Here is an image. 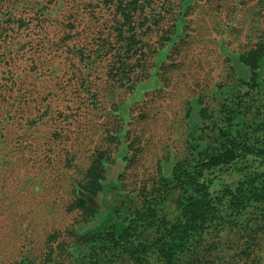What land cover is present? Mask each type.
I'll return each instance as SVG.
<instances>
[{"label":"rangeland","instance_id":"374dc122","mask_svg":"<svg viewBox=\"0 0 264 264\" xmlns=\"http://www.w3.org/2000/svg\"><path fill=\"white\" fill-rule=\"evenodd\" d=\"M154 1L160 4L162 0ZM164 2L189 4V10L185 35L176 46L164 47L157 55V65L151 46H158L160 40L147 38L151 51L146 74L153 71L157 75L143 77L133 89L123 86L118 90L106 82V61L98 59L92 91L98 94L100 109L80 103L84 111L76 121L55 115L35 121L27 116L35 112L33 103H23L13 118L0 123V264H74L77 253L70 252L75 244L72 231L91 230L117 219V194L137 190L159 173L160 165L188 155L191 101L211 111L223 101L224 92L237 90V75L228 69L224 50L245 51L264 39V0ZM109 4L110 0H0V32L10 34L0 33V56L11 62L8 65L3 60L0 71H72L75 66L69 56L79 54L81 48L90 51L100 36L113 33ZM169 16L163 20L164 27ZM259 79L252 107H243L248 113L241 112L240 120H264V59ZM29 80L22 82L23 89L31 88ZM43 88L45 94L49 89ZM66 90L59 94V103L78 105L67 100L73 98L72 88L67 95ZM121 126L127 130L123 143L113 140L109 146L113 158L127 155L122 189L109 185L102 195L90 198L96 211L85 216L71 203L74 176L87 164V149L104 143L106 133H115ZM63 135L74 142L79 164L75 171L64 166L65 151L71 146L59 137ZM131 140L134 147L127 149ZM259 164L260 160L248 166L241 162L211 171L212 191L235 185L246 170Z\"/></svg>","mask_w":264,"mask_h":264},{"label":"trees","instance_id":"16d2710c","mask_svg":"<svg viewBox=\"0 0 264 264\" xmlns=\"http://www.w3.org/2000/svg\"><path fill=\"white\" fill-rule=\"evenodd\" d=\"M110 3L113 33L100 36L90 51L81 48L79 54L69 56L71 66H75L72 71H0V103H5L0 104V123L13 118L23 103H33L35 112L27 116L35 121L51 115L76 121L84 111L80 103L100 109L98 94L92 91L98 59L106 61V82L118 90L123 86L133 89L143 77L157 75L153 71L146 74L148 51L156 54L157 65V55L164 47L177 45L186 33L189 4H165L164 0L160 4L154 0ZM167 15L169 22L164 27ZM151 36L160 40L158 46L148 45ZM224 52L228 69L237 75V90L224 92L223 101L211 111L197 100L191 101L187 113L188 155L160 165L159 173L137 190L117 194V219L91 230L72 231L75 244L70 252L77 253L74 264H264V120L239 117L241 112L247 115L243 107H252V95L260 87L264 39L245 51ZM5 59L0 56V63L4 60L9 65L11 62ZM25 79H31V88L26 90L22 85ZM44 85L49 89L45 94ZM70 88L73 98L67 100L78 105H61L59 94L64 95L66 90L67 95ZM41 104L44 106L39 107ZM125 135V126L115 133L107 132L104 143L87 149V164L76 171L71 203L85 216L96 211L90 198L102 195L109 185L122 189L127 155L113 158L109 142L122 144ZM59 137L71 146L65 151L64 166L78 167L73 140ZM126 147H134V140ZM256 160H260V167L246 170L235 185L212 191L211 171L241 162L248 166Z\"/></svg>","mask_w":264,"mask_h":264}]
</instances>
